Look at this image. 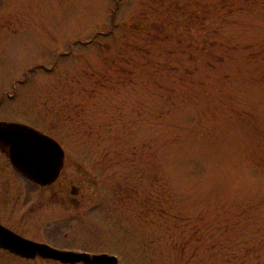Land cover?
<instances>
[{
    "label": "rangeland",
    "instance_id": "374dc122",
    "mask_svg": "<svg viewBox=\"0 0 264 264\" xmlns=\"http://www.w3.org/2000/svg\"><path fill=\"white\" fill-rule=\"evenodd\" d=\"M0 103L123 263L264 264V0H0Z\"/></svg>",
    "mask_w": 264,
    "mask_h": 264
},
{
    "label": "flooded vegetation",
    "instance_id": "af4514ba",
    "mask_svg": "<svg viewBox=\"0 0 264 264\" xmlns=\"http://www.w3.org/2000/svg\"><path fill=\"white\" fill-rule=\"evenodd\" d=\"M0 150L8 157L0 160V264H93L79 254H88L89 259L105 254L125 264L117 250L82 235L80 219L87 213L79 203L80 194L51 188L61 170L54 181L40 184L14 167L8 147L1 142Z\"/></svg>",
    "mask_w": 264,
    "mask_h": 264
},
{
    "label": "water",
    "instance_id": "95a60500",
    "mask_svg": "<svg viewBox=\"0 0 264 264\" xmlns=\"http://www.w3.org/2000/svg\"><path fill=\"white\" fill-rule=\"evenodd\" d=\"M0 142L8 147L14 167L29 179L47 184L59 175L65 153L52 136L25 123L0 121ZM79 255L93 264H117L114 256L103 254L89 259L88 254Z\"/></svg>",
    "mask_w": 264,
    "mask_h": 264
}]
</instances>
